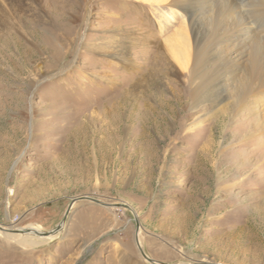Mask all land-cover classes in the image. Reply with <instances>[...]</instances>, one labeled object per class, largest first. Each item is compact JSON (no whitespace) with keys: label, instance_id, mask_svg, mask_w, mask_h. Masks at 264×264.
Returning a JSON list of instances; mask_svg holds the SVG:
<instances>
[{"label":"rangeland","instance_id":"374dc122","mask_svg":"<svg viewBox=\"0 0 264 264\" xmlns=\"http://www.w3.org/2000/svg\"><path fill=\"white\" fill-rule=\"evenodd\" d=\"M14 2L0 13V264H149L136 236L162 264H264V130L246 139L264 96L190 130L203 112L175 99L190 82L173 75V36L206 31L174 8L158 22L160 0Z\"/></svg>","mask_w":264,"mask_h":264},{"label":"bare ground","instance_id":"6f19581e","mask_svg":"<svg viewBox=\"0 0 264 264\" xmlns=\"http://www.w3.org/2000/svg\"><path fill=\"white\" fill-rule=\"evenodd\" d=\"M163 1L168 5V11L164 16L157 17L158 22L170 23L177 19L178 16L172 11L174 8L189 19L190 33L193 34L195 23L206 31L202 33L201 44L194 45L192 42V45L188 46L185 38L188 31L183 27L182 32H175L173 36L176 37L175 43L170 44H178L173 54L176 64L171 63L173 75L187 76L190 82V89L185 85L181 92L177 91L175 99L186 101L192 113L203 112V115L198 116L199 118L190 124L188 129L196 128L203 122L225 113L238 117L239 113L242 114V110L245 111L253 103H257L260 97L264 96V37H261L264 31H260V29L264 30V0H251L242 4L235 0H168V2L160 0ZM13 3L14 0H0V13L5 11L4 4ZM230 17L234 19L232 22L229 21ZM256 17L259 22L253 28L251 20ZM205 24L207 27H204ZM165 25L159 23L158 27L161 29L159 31H162ZM109 42L110 40L106 39L101 47ZM158 54L155 58L156 63L153 65L151 62L153 68H157L159 65L157 63L161 62ZM134 67V62H131L127 70ZM179 70L183 72L182 75ZM240 72L244 74L243 80L238 76ZM144 77L145 81H151L153 75L149 71ZM229 83H231L230 90ZM141 87L143 85L136 82L129 93L136 96L140 93ZM255 121L257 123L253 127V133H249L246 139L260 136L261 131L264 130V123L259 122L262 121L259 116ZM232 189L233 185H230L228 190ZM29 229L31 230L27 232L30 235L23 241L17 239L19 243L27 244L33 235L40 232L39 229ZM24 231L27 233L26 230ZM60 232L61 230L58 233ZM2 236L12 240L16 235L4 233Z\"/></svg>","mask_w":264,"mask_h":264},{"label":"water","instance_id":"95a60500","mask_svg":"<svg viewBox=\"0 0 264 264\" xmlns=\"http://www.w3.org/2000/svg\"><path fill=\"white\" fill-rule=\"evenodd\" d=\"M74 201H75V200H71V202L69 203L68 208H67V211H66V213H65V215H64V217H63L61 223H60L59 225H57L56 228H54L53 230H51V231H49V232H47V233H43V234H42V237H44V238H48V237H50V236H54V235H56V233H58L60 230L63 229V224H64V222H65V219H66V217H67V214H68V212H69V209L71 208V206H72V204L74 203ZM90 201L93 202V203L96 204V205H99V206H102V207H105V208H108V207H112V208H119V207H122V208L127 209L126 206H117V205H116V206H111V205H107V204L101 203V202L96 201V200H90ZM128 210H130V209L128 208ZM130 211H131V210H130ZM61 228H62V229H61ZM136 229H137V223H136ZM135 243H136L137 250L139 251L141 257H142L146 262H148L149 264H162V263H158V262H156V261L151 260L150 258H148V257L144 254V252H143V250L141 249V247H140V245H139V242H138V240H137V236H136V239H135Z\"/></svg>","mask_w":264,"mask_h":264}]
</instances>
